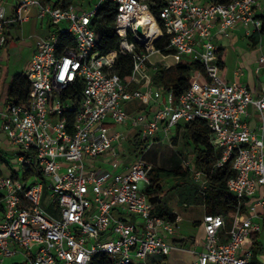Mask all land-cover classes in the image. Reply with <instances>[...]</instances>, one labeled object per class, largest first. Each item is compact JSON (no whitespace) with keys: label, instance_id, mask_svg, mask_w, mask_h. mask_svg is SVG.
Wrapping results in <instances>:
<instances>
[{"label":"built area","instance_id":"2783aa9c","mask_svg":"<svg viewBox=\"0 0 264 264\" xmlns=\"http://www.w3.org/2000/svg\"><path fill=\"white\" fill-rule=\"evenodd\" d=\"M13 1L7 17L5 0H0V49L7 24L26 23L31 9L47 33L33 38L25 71L27 103L0 105V130L13 149L9 174L0 172V264L16 257L21 264H90L97 254L114 264H153L149 259L168 255V239L178 226L154 211L145 191L151 167L143 154L126 166L117 159L125 154V135L111 126L141 123L139 132L149 147L158 135L165 140L193 120L204 121L211 131V144L221 152L215 166L231 162L234 176L226 186L238 202L227 231L224 215L204 214V251L193 264H264V216L256 210H264V88L253 96L244 85L220 76V50L211 34L215 26L223 37L239 26L259 32L262 21L254 11L259 0H164L158 20L146 0H78L67 6L56 5L59 0ZM106 2L116 5L120 50L132 58L128 82L115 70L120 51L96 50L91 23ZM139 13L154 19L152 32L136 19ZM137 25L142 37L135 32ZM181 61L199 63L203 76L191 74L194 79L179 97L153 87L157 66L167 70ZM258 64L264 66V56ZM75 86L78 94L71 91ZM134 99L145 105L153 101L155 109L146 121L131 118L124 109ZM249 107L259 113L258 134L246 122ZM109 153V166L116 170L96 169L95 163ZM183 167L203 195L205 175L191 160L183 161ZM254 238L257 251L245 247Z\"/></svg>","mask_w":264,"mask_h":264},{"label":"crops","instance_id":"0c3cea01","mask_svg":"<svg viewBox=\"0 0 264 264\" xmlns=\"http://www.w3.org/2000/svg\"><path fill=\"white\" fill-rule=\"evenodd\" d=\"M74 3L78 0H73ZM13 0H5V10L7 17H10L13 13ZM264 0H259L255 7L256 17L262 21L264 25ZM29 20L23 24L8 23L6 28L7 42L0 49V105L2 108L3 103L8 102L6 98V91L8 83L12 76L25 73L31 56L34 51V37L44 36L47 33V27L45 22L37 20L35 15V9L29 11ZM44 33V34H43ZM257 32L252 31V27L247 28L239 26L233 30L230 37H223L218 33V27L215 26L211 30L214 44L219 48L220 52L224 54L225 70L223 78L229 82H236L244 85L251 91L253 96H257L262 92L264 88V66L258 64V58L264 56V35H261L257 42H253L252 35ZM236 42L240 44V47L236 45ZM238 47V48H237ZM232 52V55H231ZM135 90L144 91L143 85H134L132 87ZM135 101L136 104H133ZM124 109L131 118H136L140 122L146 121L149 118L155 105L153 101H150L148 105L143 104L140 100L134 99L124 104ZM246 122L250 126L253 132L259 133V127L261 119L256 109L248 108V117ZM125 129L122 133L125 135V141L123 143L122 152H125L130 158L133 156L127 154L128 139L135 131H139L141 123L137 126L130 124L121 125ZM116 126H111V131L115 130ZM176 129L171 131L170 135L175 134ZM158 140L163 141L162 135H158ZM10 145L7 142L5 135L0 130V172L4 175L9 174L8 160L11 156ZM110 153L103 155L96 163L95 168L98 170H107L105 166H109ZM125 160L124 166L129 164L131 160ZM128 161V162H127ZM174 183L167 186L162 184V192L158 195L159 199L165 206L166 212L175 216V222L178 226L177 233L169 238V242L172 245L170 253L162 258L149 259L153 260V264H193L197 256L204 251V229H203V217L206 213L205 207L199 204L203 211L202 218L192 216V212L189 210L191 205H197L196 203L189 204L180 200L178 191L174 188ZM181 210V211H180ZM257 213L264 216V210L257 207ZM243 216H247V212L243 211ZM131 222L140 223L135 217L129 219ZM262 223V221H260ZM231 226V220L226 226L227 231ZM221 240H225V237H221ZM253 246L246 243L245 247H250L257 251L256 244L258 239H253ZM18 261H10L8 264H17Z\"/></svg>","mask_w":264,"mask_h":264},{"label":"trees","instance_id":"16d2710c","mask_svg":"<svg viewBox=\"0 0 264 264\" xmlns=\"http://www.w3.org/2000/svg\"><path fill=\"white\" fill-rule=\"evenodd\" d=\"M48 1V0H41ZM62 3H61V2ZM150 4V10L153 16L158 20V10L163 4L164 0H147ZM73 0H59L56 5L61 4L67 6L72 4ZM117 14L116 5L113 3H103L97 14L92 19L91 26L96 34V50L104 54L109 51H120L118 53L115 70L119 74L120 78L124 82L130 80L132 69L131 56L120 50L119 36L115 32L114 23ZM7 28V26H6ZM6 34V33H5ZM264 35V25L259 32L252 35L253 42H257L259 37ZM129 40L132 41L131 35ZM166 40L155 45L156 48H162L163 43ZM7 42V38L5 43ZM219 74L222 77L225 70L224 54L219 53L218 57ZM203 76L202 66L197 62L181 61L173 68L163 69L161 66H157L152 73V84L154 88H163L166 91H171L176 97H179L189 86L194 76ZM30 91V83L25 73H19L11 77L6 91L7 101L22 105L26 104ZM72 93H79V86H75L71 89ZM182 130L181 138L184 147H191L192 149V167L201 171L205 175L206 187L204 194L200 195L197 201L204 205L206 213L208 214H222L229 221L234 217L238 208L237 200L228 192L227 181L234 176V171L231 169V162L225 163L222 167H216L215 164L221 156V152L214 148L211 144V131L207 124L202 120H193L184 125L176 127V132L173 136ZM158 140V139H157ZM148 141L141 138L140 132L135 131L130 139H128L129 154L133 157H137L143 154L144 148L147 146ZM30 171V170H29ZM29 171L28 174H29ZM34 174L39 175V172L34 168L32 171ZM149 185L145 191L151 197V202L154 204V211L170 221H175V216L169 214L165 210V206L159 199L158 195L162 192L161 182L166 178H172L175 180L174 188L177 189L180 200L183 202H189L192 198L187 193L188 185L198 187L192 180L189 169L184 167H176L174 169L155 168L149 170ZM179 180L180 182H176ZM195 189V191H196ZM189 196V197H188ZM244 202H242V208H244ZM244 209H242L243 212ZM257 247V246H256ZM21 264V263H17ZM90 264H114L113 261L105 254H97L93 257Z\"/></svg>","mask_w":264,"mask_h":264},{"label":"rangeland","instance_id":"374dc122","mask_svg":"<svg viewBox=\"0 0 264 264\" xmlns=\"http://www.w3.org/2000/svg\"><path fill=\"white\" fill-rule=\"evenodd\" d=\"M51 1L52 3L57 2V0H51ZM63 26L65 27V25ZM236 45L240 47V44L238 42H236ZM231 55H232V52H231ZM154 59L155 58L152 57V60ZM133 104H136L135 101L133 102ZM123 128L124 127L120 125V126H116L115 130L117 132H122L125 130ZM181 133H182V130H180L178 134H176L175 138H173V135H169L163 141H160L157 139L154 140V143H152L149 147L146 146L144 148L142 159L151 167V169H155V168L174 169L179 166L183 167V161L192 159V149L191 147H184L182 143ZM10 149L11 151L13 150L12 147H10ZM126 151H127V154H129L130 150L126 149ZM128 158L130 157L125 154H121L120 156H117V159L123 162L127 160ZM129 160H132V158H130ZM9 162H10V167L12 169H15L16 165H14V163L16 162V160L12 158V160ZM104 168H106L110 172H113L116 170L115 167H111V166H105ZM174 182H175L174 179L166 178L161 182V185L164 184V186L165 185L169 186ZM176 182H180V181L176 180ZM195 189H196L195 187L188 185L187 193L188 195L192 197L188 203L197 204V205H191L189 210L193 213L192 214L193 217L202 218L203 211H202L201 206L199 205L200 201L199 200L197 201V199L200 197V193L197 189L195 191ZM195 197H197V199H195ZM14 260L20 261V258L16 257L11 260H8L6 264Z\"/></svg>","mask_w":264,"mask_h":264},{"label":"bare ground","instance_id":"6f19581e","mask_svg":"<svg viewBox=\"0 0 264 264\" xmlns=\"http://www.w3.org/2000/svg\"><path fill=\"white\" fill-rule=\"evenodd\" d=\"M136 19L139 20V23L141 24V26L145 31L149 30L152 32L154 30L155 28L154 19L148 13H139ZM145 40L147 42V45L150 47L152 43V39L147 37L145 38Z\"/></svg>","mask_w":264,"mask_h":264},{"label":"water","instance_id":"95a60500","mask_svg":"<svg viewBox=\"0 0 264 264\" xmlns=\"http://www.w3.org/2000/svg\"><path fill=\"white\" fill-rule=\"evenodd\" d=\"M135 32H136V34L139 36V37H142V33H141V27L140 26H136V28H135Z\"/></svg>","mask_w":264,"mask_h":264}]
</instances>
